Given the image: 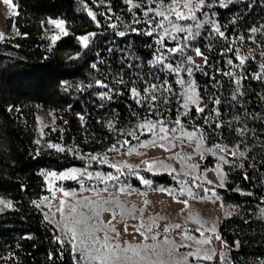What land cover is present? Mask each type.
Here are the masks:
<instances>
[{
  "label": "trees",
  "instance_id": "obj_1",
  "mask_svg": "<svg viewBox=\"0 0 264 264\" xmlns=\"http://www.w3.org/2000/svg\"><path fill=\"white\" fill-rule=\"evenodd\" d=\"M12 1L17 15L9 22L19 34L0 39V195L11 199L13 208L0 214V264H73L67 248L62 258L56 254L55 229L31 203L47 195L41 173L83 166L72 155L82 146L77 130L82 131L86 147L99 152L116 141V130L109 127L108 118L113 117L117 124H130L143 114L127 95V89L115 81L123 76L130 79L132 75L122 57H128L129 61L134 56L143 69L148 67L152 49L146 45L152 41L134 33L126 38L117 37L103 23V27L97 28L83 3L88 0ZM105 1L113 12L130 15L123 0ZM209 11L215 13L222 27L232 23L242 33L255 27L264 29V0H237L226 8L217 3ZM234 17H238L236 22H232ZM48 18L62 19L70 30L52 50L45 48L43 38L42 22ZM93 32L96 36L82 50L77 38ZM217 39L221 41L220 37ZM121 50L126 53L120 54ZM204 53L209 62L195 77L206 100L211 94L221 101L216 105L220 111L217 123L221 126L215 127L216 123L214 127L227 145L240 144L246 152L237 166L227 169L226 187L217 189L223 201L236 206L238 211L223 221L221 235L232 248L231 264H249L264 259V219L258 214L259 208L264 207V80L246 81L244 95H235L229 78L219 73L226 61L224 49ZM92 63L97 64L96 69L91 67ZM97 79L122 89L125 95L102 102L92 88L86 87L95 86ZM40 106L56 112L58 130L50 140L61 144L65 151L39 152L36 113ZM11 109L16 112L12 113ZM77 114L84 116L83 122ZM194 128L205 130L207 126L199 121ZM244 173L252 179L244 180ZM139 174L156 188L177 183L172 175L145 171ZM123 181L134 188L142 187L135 178L126 177ZM247 192L253 195L243 194ZM29 235L32 238L26 239ZM49 253H53L52 259Z\"/></svg>",
  "mask_w": 264,
  "mask_h": 264
},
{
  "label": "rangeland",
  "instance_id": "obj_2",
  "mask_svg": "<svg viewBox=\"0 0 264 264\" xmlns=\"http://www.w3.org/2000/svg\"><path fill=\"white\" fill-rule=\"evenodd\" d=\"M234 1L237 0H232V2ZM83 3L84 6L87 5L85 7L87 13L91 10L101 23L104 25L109 23L105 16L100 15L101 12H106L107 8L110 7L105 0H103V6H100L99 0H97L96 4L93 3V0ZM122 12H113L112 10L107 14L113 17L119 16L120 20L113 19L111 22L120 25L117 30L127 31L124 25L130 24L132 17L131 14L124 16ZM209 12L214 13L212 11ZM16 15L17 7L12 0H9L7 4L4 3V0H0V33L4 34L3 38L18 34L16 26L14 24L10 25L9 22ZM237 15L239 17L238 13ZM238 17H234L232 22H236L235 19ZM49 19L51 18L43 21V38L45 48L52 50L58 40L66 35L61 31V28L49 24ZM213 20L218 22L216 15L213 16ZM121 21H123V25H121ZM136 27H143V25H136ZM207 27L206 25L204 29H201L203 39L198 38L193 46L201 47V51L203 52L211 53L216 49H225L226 46L230 45L233 51H225L226 61L225 64L221 65L219 73L224 76V73H232V75L226 76L231 81L233 92L235 95H244L245 82L257 80L253 78V74L260 73L261 76H264V69L260 67L264 65V29L255 27L257 29L255 32L249 30L247 33H242L239 32L237 27L232 26V23L227 24L226 27L221 26V31L225 32L228 39L221 38V41L218 42V36L215 32L209 35ZM63 29L68 34L70 33L65 21ZM53 36L59 37L55 43L52 41ZM241 37L243 39H240ZM93 38L90 37L88 46ZM80 44L82 50L87 48L83 46L81 41ZM124 53H126L124 50L120 52V54ZM184 56L192 57L194 63L200 66V70L198 71H202V68L206 66L203 58L196 56L191 50H185ZM237 57L244 59L242 65ZM127 58L122 57L121 59L123 63L128 62L126 63V67L129 72H132L130 79L123 76L126 82L135 80V86L141 88L142 86H146L147 82L154 81L159 83L160 81L155 79V77L159 76L172 83L176 95L170 97L168 105L158 106L172 109L169 113L170 119L166 127L169 129L176 127L177 131H169L166 134L160 132L159 128H157L155 133L139 129L137 126L144 123L146 117L153 122L156 120V117L148 116V113L144 110H141L143 114L137 116L136 121L130 124H117L114 118L110 117L108 118V125L109 122H112L117 127L116 129L120 130H116V141L113 143L116 148L110 151L112 148L110 146L96 152L86 147V140L82 138V131L77 130V135L82 140V146L76 148V151L72 152V155L81 160L83 166L69 169L75 168L81 171L86 169L88 173L93 174V179L88 180L81 177V183L72 179L60 180L58 177L50 175L46 178L43 175L47 189V195L44 197H48V199L45 200L42 197L38 201L41 204V212L43 215L47 213L53 224L57 222L63 224L67 220H70L72 216H76L77 218L82 216L91 217L89 223L101 229L95 234L103 240L107 231L109 245L120 256L119 260H116L115 256H112L108 264H181L186 254L189 251H195L197 248L201 252L207 251L214 253V255L212 260L199 261L196 264H231L230 253L232 248L227 243L225 245L221 235V226L223 221L236 215L238 211L236 206L226 204L223 201L217 192V189L223 188H219L216 185L219 182L221 171L225 175V184L227 183V169L237 166L245 158V150L240 144H237L239 151L244 152V157L237 156L234 158L230 155L231 151H237V145H227L224 138L221 137L214 127L219 116L214 114L209 115L214 107L211 103L213 98L211 94L207 100L208 107L205 109V113L195 111L197 104L200 107H204L203 100H197V96L203 97L195 77L196 72H198L197 70L193 71L191 77L183 71L180 73V77L184 78L185 81H194L195 91H192L186 86L175 83L177 77L169 75L166 69L161 70L160 65L153 66L148 64V67L146 69L144 67L143 69L140 60H137L136 57H129V61H127ZM229 59L233 61L231 65L227 63ZM181 60V54L177 53L174 62L180 63ZM128 65H135V67L129 68ZM187 66L189 65L181 64L182 68ZM80 86L81 83L79 84ZM90 88H92L95 94L105 91L97 86ZM187 97H191V100H187ZM101 101L104 102V100ZM192 101H196V103H192ZM185 102L188 103V109L184 110L190 109L191 111L189 117H180L183 128H179L171 123V118L175 117L176 109ZM215 107L217 108L216 105ZM11 112L15 113L16 109H11ZM205 115H208V122L206 124L204 123ZM57 120L56 112L53 109L45 106L38 108L36 121L37 140L40 141L38 144L40 153L51 154L58 152L54 148L50 149L47 146L49 143L59 144L50 140L52 134L58 130ZM199 121H203L207 129L198 130L194 128ZM129 133H133L134 135H129ZM134 136H138L139 139H135ZM161 137L164 138L161 139ZM125 140H128L129 143L125 144ZM217 144L222 148L226 147L228 151L221 152L214 147ZM89 154L97 156V160L90 159ZM221 156H225L227 159L234 161V163L223 164L220 160ZM113 164L120 169L119 172H117L116 168L110 167ZM149 164L153 165L152 171L147 170ZM129 168H131V172ZM69 169L63 171H43V173H61L67 172ZM142 171L153 175H172L177 180L176 186L162 185L156 188L152 183L146 185L140 181L142 187L138 189L123 181V178L126 177L139 180L132 173L139 174ZM96 173H100L101 176H106L107 174L116 175L119 176V180L102 182L95 177ZM77 175H79V172ZM139 176L141 175L139 174ZM208 181H212V183H208ZM197 185H200V187H197ZM49 189H52V191H49ZM182 189L183 193L181 192ZM204 189H215L216 196L213 197L211 192H205ZM189 191L192 195L188 194ZM64 192H68L69 195L64 196ZM169 192H171V195ZM0 198L11 200L6 195H0ZM185 200L187 201V205L180 202ZM61 201L64 202L63 216L58 211ZM73 208L75 212L71 211ZM262 209L264 207L259 208L258 214L264 219V211ZM4 212H0V214ZM53 224L50 225L53 226ZM175 224H180L186 234L191 236L192 239H186L185 236L181 235L180 230L174 228ZM213 227L215 228V233L211 231ZM112 228L115 231H111L110 229ZM149 228L151 231H149ZM197 228H200V231H196ZM201 232H203V235H201ZM216 235H219L221 239H215ZM206 239L211 242L197 243ZM116 245H119V249H116ZM181 245H190V247H182ZM129 246L136 252H139L140 255H134L133 251L124 252L123 250L129 248ZM125 257H129L130 259H125ZM188 260L191 262L192 258L188 257ZM95 264H99V262L97 261ZM249 264H258V260Z\"/></svg>",
  "mask_w": 264,
  "mask_h": 264
},
{
  "label": "snow or ice",
  "instance_id": "obj_3",
  "mask_svg": "<svg viewBox=\"0 0 264 264\" xmlns=\"http://www.w3.org/2000/svg\"><path fill=\"white\" fill-rule=\"evenodd\" d=\"M100 6H103V0H99ZM232 0H123V3L127 6V12L131 14V23L128 25H124L127 28L125 30H117L120 25L116 23H112L113 19L120 20L119 16H111L107 13L112 11L111 7L107 8L106 12H101V16H105L109 23L106 25L108 28L112 29L114 35L120 38H126L130 33H134L136 35L148 37L152 42L147 44L146 46L152 49V59H150L147 63L150 65H160L161 70L166 69L169 75H175L177 79L175 83L186 86L188 89L195 91L194 81L188 80L185 81L184 78L180 77V73L183 71L189 77L192 76L194 70H200V66L196 65L192 60L191 56H184L185 50H191L195 53L196 56H200L204 60V64H208V57L205 55L203 51H201L200 47H194V42L197 41L198 38L203 39L201 34V29H204L207 25V33L210 35L212 32L222 38L228 39L224 31H221V26L218 22L213 20V16L215 13H210L209 10L213 7L214 4H219L220 7H227ZM4 3H9V0H4ZM93 3L96 4L97 0H93ZM87 7V5H85ZM186 10V11H185ZM199 13V15H197ZM88 15L92 18V20L96 23L97 28L103 27L99 20H97L96 15L89 10ZM180 22H190V23H180ZM49 24L56 25V27L61 28V31L64 32V35H67V31L63 29L64 21L63 20H48ZM121 25H123V21H121ZM136 25H143V27H136ZM43 26V22H42ZM251 31L255 32L257 29L253 28ZM19 34V33H18ZM4 36L3 33H0V39ZM96 33H87L83 36L78 37L77 39L82 42L84 47H88V41L90 37H95ZM59 37L53 36L52 41H55ZM240 39H243L242 37ZM131 47V45H129ZM113 49H109L112 51ZM123 51V50H121ZM224 51L232 52L233 49L230 45L226 46ZM180 53L182 60L180 63H175L176 54ZM239 62L242 65L244 63L243 58H239ZM187 64V67H181V64ZM229 65L233 63L231 59L227 61ZM91 67L93 69L97 68L96 63H92ZM129 68L135 67V65H128ZM264 69V65L260 66ZM225 75H232V73H224ZM253 78L260 80L264 79V76H261L260 73L253 74ZM156 80H159V83L156 82H147L146 86H142L141 88H137L135 86V80L125 81L123 77L116 80L115 83L117 85H122L123 88L127 89V95L129 98L134 101L135 105L140 109L146 111L148 116L156 117L155 122L151 119L145 118V122L139 124L137 127L143 131L155 133L157 128H159L160 132L168 133L169 131L175 132L177 131L176 127L171 129L166 127L170 117L169 113L172 111L170 108H161L158 105H168L170 103V97H174L176 93L174 92L173 85L167 79H163L159 76L155 77ZM238 82V81H237ZM95 86L104 89L105 91H101L97 93V96L101 100H113L115 96H123L125 95L122 89H118L112 87L109 83H106L103 80L97 79L95 81ZM86 87H93L92 84L87 85ZM78 90H83L78 88ZM235 100L236 97L233 96ZM187 100H191V97H187ZM197 100H203L204 107H200L199 104L196 105V112L205 113V109L208 107V102L204 97L197 96ZM192 103H196V101H192ZM211 103L213 104V109L209 113V115H220V111L215 105H219L221 103L220 99L212 98ZM100 107H104L103 104L99 105ZM184 109H188V103L185 102L179 108L176 109L175 117L171 118V123L178 126L179 128H183V124L180 117H189L190 109L185 111ZM136 115L135 112L132 113ZM81 122L84 120V116L81 114H77ZM208 122V115L204 116V123ZM67 123V122H65ZM221 125L217 123L215 127L219 128ZM109 127L113 130L120 131L116 129L115 124L109 122ZM55 131V129H53ZM129 135H134L133 133H129ZM191 135V134H190ZM135 139H139L138 136H134ZM164 137H161L163 139ZM37 144L40 143L39 140L36 141ZM125 144H128L129 141L125 140ZM48 148H54L58 152L65 151V148L59 144L49 143ZM215 148L219 149L221 152L228 151L226 147L222 148L220 145H214ZM237 151H231L230 155L232 157H244V152L239 151V146L237 145ZM116 146L113 145L110 151L115 150ZM68 151H72V149H68ZM211 151V149H209ZM38 154V153H37ZM215 154V153H214ZM90 159L97 160V156L89 154ZM83 158V157H82ZM220 160L223 164H232L234 161L227 159L225 156H221ZM112 168H116L117 172L120 171L119 168L115 164L110 165ZM243 167V165H240ZM148 171L153 170V165L149 164ZM131 172V168H129ZM79 172V175L77 173ZM136 175L137 178L144 184H150L151 181L145 179L144 177L139 176L138 173H132ZM46 178L47 176H55L60 180L72 179L81 182V177L84 179L91 180L93 179V174L88 173L87 170H78V169H69L67 172L61 173H41ZM95 177L100 179L102 182H107L108 180L118 181L119 176L107 174L106 176H101L100 173H96ZM243 179L246 181H250L252 179L251 175L248 173L243 174ZM208 183H212V181H208ZM219 188L226 187L225 184V175L223 172H220L219 182L216 185ZM200 187V185H197ZM122 190V189H121ZM163 190V189H162ZM235 191H240L239 189H234ZM52 191V189H49ZM205 192H211L212 196H216L215 189H204ZM183 193V189L181 190ZM171 195V192H169ZM189 195L192 193L189 191ZM247 196L253 195L251 192L243 193ZM64 196H68V192L63 193ZM43 199H48V197H44ZM187 205V201H180ZM37 209L41 208V204L36 200L31 202ZM64 202L61 201V206L58 211L61 213V216L64 214ZM0 212H4L5 210L13 208V202L8 199L0 198ZM75 212L73 208L71 210ZM264 211V209H262ZM44 219L49 223L53 224V221L49 219L47 213L44 214ZM91 217H80L72 216L70 220H67L63 224L57 222L53 224L55 229L53 234V242L58 245L56 250V254L61 258L63 257V251L67 248L72 255L73 264H95V262H99V264H108L109 259L112 256H115L116 260L120 259V256L116 254L112 247L109 245L107 236V231L103 237V240L95 233L100 231V228L95 227V225L90 224L89 220ZM175 229L180 230V234L185 236L186 239H192L191 236H188L185 230L182 228L180 224L174 225ZM111 231H115L114 228L110 229ZM139 231V229H137ZM149 231L151 229L149 228ZM196 231H200V228H197ZM213 233H215V228L211 229ZM143 234V233H142ZM203 235V232H201ZM26 239H31L32 237L29 235L25 237ZM215 239L220 240L221 237L219 235L215 236ZM211 241L206 239L204 241H198L197 243H210ZM226 245V242H224ZM236 246H239V241L235 242ZM19 246V245H17ZM182 247H190V245H181ZM116 249H119V245L115 246ZM124 252L133 251V254L139 256L140 253L136 252L134 249L129 246V248L124 249ZM214 253H209L207 251L201 252L199 248L195 251H189L186 256L183 258L181 264H196L199 261L212 260ZM188 257L192 258L190 262ZM53 258V253H49V259ZM142 258V257H141ZM125 259H130L129 257H125ZM223 260V257H222ZM258 264H264V259H259Z\"/></svg>",
  "mask_w": 264,
  "mask_h": 264
}]
</instances>
